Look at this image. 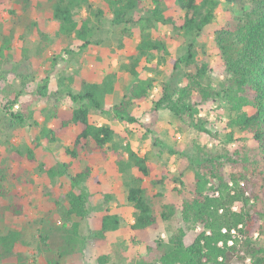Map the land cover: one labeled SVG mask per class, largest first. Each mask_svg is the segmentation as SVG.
I'll use <instances>...</instances> for the list:
<instances>
[{
  "label": "trees",
  "instance_id": "16d2710c",
  "mask_svg": "<svg viewBox=\"0 0 264 264\" xmlns=\"http://www.w3.org/2000/svg\"><path fill=\"white\" fill-rule=\"evenodd\" d=\"M226 1L232 7L226 10L224 24L216 32L214 39V48L223 63L225 75L219 88L214 86L212 79L210 55L203 48L196 50L194 42L187 45L186 41L189 36L193 40L199 38L213 24L222 4L220 0H151L153 9L148 11L151 16L142 18L147 23L146 27L156 28L158 23L177 33L183 40L180 45H187L186 52L177 59L173 58L166 35L154 39L141 28L143 32L140 33L141 41L137 46L139 56L133 58L128 66H124L132 75L133 84L121 102L109 111L106 109V98L115 90V74H107L100 82L84 80L78 93L64 91L65 80L63 77L59 79V90L46 117L53 126L46 125L42 138L49 144L56 143L76 127L78 133L73 149H66L65 152L72 159L99 151L104 158L109 155L115 157L122 172L134 168L141 175L149 177L154 167L148 159L140 156L129 144L125 148L120 147L115 130L105 124L98 126L92 114L107 113L115 120L137 123L138 119L131 113V107L147 102L157 85L160 86V94L152 103V110L156 114L162 109H168L177 119L190 123L199 136L208 135L214 140L216 135L207 129V123L200 118V114L204 108H212L223 99L235 113L228 122V127L232 130L228 142H239L240 138H236L233 133L239 131L255 145L254 149L242 146L244 154L235 150L233 156L236 158L216 155L208 146L201 147L196 140L194 147L198 156L195 158L186 155L181 145L169 150L171 155L181 157L175 181L183 187H186L184 180L188 173L196 168L192 191L182 199L179 226L173 225L178 214L177 207L165 204L158 212L147 189L131 187L127 201L134 209V223L130 226L132 242L145 245L149 251L154 248L160 251L157 260H139L135 264H233L234 260L239 264H264V245L259 242V238H254L256 232L264 234V210L252 208L249 211L243 208L237 212L233 209L237 202H242L247 207L251 199L240 188L241 180L249 184L250 187L247 186L246 189H251L252 198L264 204V0ZM167 2L174 4V15L166 16L163 7ZM2 3L0 0V5ZM143 4L144 0L109 1L114 15L113 25L122 28L123 35L131 37L135 34L130 27L134 28L138 22L130 16L141 9ZM84 8L92 11L90 0H54L53 19L59 25L58 34L82 41V50L94 44L91 37L96 30L91 27L89 18H84L80 25L76 21L75 13ZM13 39L10 31L3 35L0 44V72L5 51H12ZM156 57L157 62L153 64ZM168 57L171 58L172 73L182 74L179 86L172 87L170 82L159 83L147 73H158ZM37 94L42 98L49 95V77L38 84ZM63 94L70 99L72 107L63 108ZM17 101L15 99L6 104L10 127L23 128L31 121L35 123L32 113L15 110ZM1 146L0 140V148ZM14 151L18 160L26 157L29 163L37 161L31 147L27 146L23 151L15 147ZM228 164H232L237 171L228 173ZM40 168L44 170L45 165L41 164ZM46 172L53 178L67 176L71 189L65 197L66 202H56L63 223L61 233L45 230L39 236V252L44 256L45 264H63L67 257L83 251L88 242L93 247L105 244L110 233L121 230V216L106 209L95 217L92 231L86 236L82 234L83 225L92 212L90 194L85 185L91 176L89 167L78 171L72 168V163L65 162ZM7 178V172L0 169V226H4L9 219L16 222L26 221L28 218L24 204L20 201L8 202L12 193L5 186ZM213 180L219 183L218 197L208 193L213 189L209 186ZM230 182L233 183L232 187L229 186ZM109 199L110 196L108 201ZM161 220L172 226V235L167 242L155 238V233L160 230ZM198 226L202 227V231L192 244L187 245L185 239L188 232ZM224 229L227 231L223 232ZM238 232L245 239L240 244L229 246V241ZM24 241L22 229L13 227L2 232L0 264H29V259L22 250ZM220 243L223 246H219ZM109 260V257L101 256L99 264H106Z\"/></svg>",
  "mask_w": 264,
  "mask_h": 264
},
{
  "label": "rangeland",
  "instance_id": "374dc122",
  "mask_svg": "<svg viewBox=\"0 0 264 264\" xmlns=\"http://www.w3.org/2000/svg\"><path fill=\"white\" fill-rule=\"evenodd\" d=\"M109 1L90 0L92 11L84 8L75 13L79 25L84 18H89L91 27L96 28L91 37L94 44L83 50L82 41L58 34L59 25L53 19L54 0H2L3 3L0 5V44L3 35H7L9 31L14 36L12 51H5L0 72V140L2 141L0 169L5 170L8 175L5 186L12 193L8 202L20 201L26 206L28 213L26 221L14 222L9 219L4 226H0V234L13 227L23 230L25 241L22 250L28 257L29 264H45V258L39 252V236L45 230L61 233L63 223L56 202H66L65 197L71 189L70 179L67 176L50 177L46 172L48 169L65 162L72 163V168L78 171H83L87 167L91 169V176L85 185L90 194L89 203L92 212L83 225L81 232L84 236L92 231L95 217L106 209L119 214L123 220L121 230L110 233L105 244L93 247L88 242L83 251L67 257L63 264H99L101 256L110 258L106 264H135L139 260H157L160 251L158 248L149 251L145 245L132 242L130 226L134 223V209L127 201L129 189L138 186L147 189L158 212L165 204L177 207L178 214L173 225L179 226L183 196L190 194L195 182L196 168L192 169L185 178L186 187L175 181L181 157L171 155L170 149L181 145L186 155L195 158L198 156L194 147L196 140L201 147L208 146L216 155L236 158L233 156L235 150H239L241 154L245 153L242 146L245 145L248 149L255 148L251 139L239 131L233 133L236 138H240V141L228 142L232 132L228 122L235 113L223 99L212 108H204L200 114V118L207 123V129L216 135L214 140L208 135L199 136L190 123L177 119L168 109H162L156 114L152 110V103L159 97V85L155 86L158 91L154 92V88L147 102L141 106L131 107L130 111L138 119L137 123L130 124L119 120L113 122L112 117L109 120L110 124H115L116 141L120 147L125 148L129 144L140 156L146 157L154 167L149 177L141 175L134 168L122 172L116 164L115 157L109 155L108 158H104L99 151L72 159L65 152L66 149H73L78 133L76 127L56 143L49 144L42 138L46 125L53 126L46 117L59 90V79L63 77L65 80L64 91L71 90L78 93L82 88L81 79L84 76L90 79L96 77L87 67L91 63H94L96 68L98 65L104 66L108 71L107 74L116 76L115 90L107 96L106 106L112 108L121 102L124 94L128 93L133 84V77L124 66H128L133 58L139 56L137 46L138 41H141L140 33L143 32L141 28L154 39L166 35L168 48L175 59L185 54L187 45L194 42L196 50L203 48L211 57L214 86L219 88L225 80L224 66L214 48V39L216 32L224 24L226 10L231 8L232 4L220 0L222 4L213 24L207 27L199 38L193 40V37H187V45L183 47L180 45L183 40L177 33L162 24L157 23V27L152 29L146 27L147 23L142 18L151 16L148 13L153 9L151 0H144L142 8L131 14L130 18L138 22L134 28L130 27L135 33L131 37L123 35L122 28L113 25L114 15ZM174 8L172 2L165 3L163 9L166 16L174 15ZM235 9L237 10L236 7ZM94 50L98 51V55H95ZM98 58H101V63L97 61ZM157 59L158 57L153 60V64H156ZM113 60L117 61L115 66L112 65ZM149 67H152L151 64ZM147 73L159 83L170 82L172 87L179 86L182 81L181 73L177 75L172 73L169 57L165 58L158 73L153 71ZM47 77H49V95L42 98L37 94V86ZM15 99L18 100L15 110L32 113L36 119L35 123L31 121L23 128L10 127L6 104ZM62 101L65 109L73 106L65 94ZM27 146L34 149L36 163H29L26 157L20 160L15 158L14 148L23 151ZM124 160H127V156ZM41 164L45 165L44 170L40 168ZM226 170L228 173L237 171L232 164H228ZM218 184L217 180L209 184L213 188L208 191L211 196L219 193ZM229 186H233L232 182ZM247 186L249 184L245 180L240 181V188L245 191V196L251 198L249 205L244 207L242 202H237L233 207L234 211L240 212L243 208L249 211L252 208L264 210V204L252 198L251 189H246ZM109 196L111 199L108 201ZM201 231V226L190 230L185 239L187 245L192 244ZM256 234L259 242L264 245V234L259 232ZM171 235L172 226L169 222L161 220L160 230L155 233V238L167 242ZM233 236L234 244H240L245 239L239 232ZM233 264L239 262L234 260Z\"/></svg>",
  "mask_w": 264,
  "mask_h": 264
},
{
  "label": "crops",
  "instance_id": "0c3cea01",
  "mask_svg": "<svg viewBox=\"0 0 264 264\" xmlns=\"http://www.w3.org/2000/svg\"><path fill=\"white\" fill-rule=\"evenodd\" d=\"M138 43H140V41H138ZM94 52H95V55H98V51L97 50H94ZM97 61H99L101 63V58H98ZM116 62L117 61L113 60L112 61V65L115 66L116 65ZM87 67H88L89 71L92 72L94 74V76H96V77H93V79H90V78L84 76L81 79V85H82V82L84 80H87V81H90V82H100L101 80L104 79V77H105L104 75L108 73V71L105 69V67L104 66H101V65H98L97 66L98 68H96L95 64L94 63L93 64L91 63ZM112 108H109L108 106H106V109L108 111L111 110ZM106 114L107 113H97V112H93L92 117H93V120L96 121V123H97L98 126H101V125L105 124V125H108L112 129L115 130V126H114L115 124L114 125L113 124H110L109 120H111V117L110 116L108 117L107 116L108 114L107 115ZM113 122H116V120L114 119Z\"/></svg>",
  "mask_w": 264,
  "mask_h": 264
},
{
  "label": "built area",
  "instance_id": "2783aa9c",
  "mask_svg": "<svg viewBox=\"0 0 264 264\" xmlns=\"http://www.w3.org/2000/svg\"><path fill=\"white\" fill-rule=\"evenodd\" d=\"M156 91H158L157 88L154 89V92H156ZM153 96H154V95H152V97H153ZM232 185H233V183H232ZM241 185H242V184H241ZM216 196H219V193H218V192H217ZM241 227H242V226H240V228H241ZM226 231H227L226 229L223 230V232H226ZM255 237L257 238L258 235L256 234ZM232 245H234V241H233V239H232L231 241H229V246H232ZM219 246H223V243H220ZM220 260H222V259H220Z\"/></svg>",
  "mask_w": 264,
  "mask_h": 264
}]
</instances>
